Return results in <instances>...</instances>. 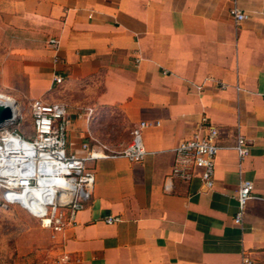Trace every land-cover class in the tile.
<instances>
[{
    "label": "crops",
    "instance_id": "1",
    "mask_svg": "<svg viewBox=\"0 0 264 264\" xmlns=\"http://www.w3.org/2000/svg\"><path fill=\"white\" fill-rule=\"evenodd\" d=\"M0 83L62 105L79 157L83 143L122 151L147 124L143 161L87 163L93 192L52 264H264V0H0ZM210 127L212 189L172 174L178 145ZM243 180L254 197L236 225Z\"/></svg>",
    "mask_w": 264,
    "mask_h": 264
},
{
    "label": "built area",
    "instance_id": "2",
    "mask_svg": "<svg viewBox=\"0 0 264 264\" xmlns=\"http://www.w3.org/2000/svg\"><path fill=\"white\" fill-rule=\"evenodd\" d=\"M231 15L237 22L247 17L236 7L231 9ZM50 42L54 46L57 44L55 40H51ZM54 80L57 84H61L63 78L60 75H56ZM31 109L35 139L26 140L19 135L14 136L31 145L42 144V149L45 153H50L53 157L59 159L62 166L61 178L71 188V190H66L70 198L65 203L57 201L49 203L47 212L43 216L47 217L46 227L58 232L66 225L71 224L75 214L84 208V203L91 197L95 183V174L93 170L88 168L87 163L96 159L117 156L124 157L133 163L143 161L146 151L140 141V130L146 127L147 124L141 123L140 129L136 130L133 134L132 143L122 151L113 152L106 146L98 144L91 146L89 143H83L82 149L86 152V156L79 157L67 152L68 144L64 121L66 117L65 108L62 105H51L42 99H38L33 102ZM218 137L219 131L216 128L210 127L204 136L181 142L175 149L176 161L173 168V176L189 181L196 173H200L204 185L208 189H212L214 187L215 160L219 150L216 143ZM25 150L28 151V148L25 147ZM237 150L241 158L248 153L242 139L239 140ZM5 187L7 193L11 187ZM22 188V186H17L12 188V190L19 191ZM253 188V182L249 180H243L240 183L237 196L238 209L234 219L236 225H241L243 222L246 207L254 197ZM121 221V217H108L106 219L108 224H116ZM243 264H251V260L245 257Z\"/></svg>",
    "mask_w": 264,
    "mask_h": 264
},
{
    "label": "rangeland",
    "instance_id": "3",
    "mask_svg": "<svg viewBox=\"0 0 264 264\" xmlns=\"http://www.w3.org/2000/svg\"><path fill=\"white\" fill-rule=\"evenodd\" d=\"M9 91L8 86L0 83V94L16 102L19 115L14 123L0 130V140L7 132L19 135L26 140H34L35 132L30 103L27 99L10 96ZM0 145H3L1 141ZM5 166L9 169L13 167L8 162ZM5 182L6 179L1 177L0 264H52L55 261L52 252L56 249L57 238L56 231L46 227L45 224L47 217L43 216L46 214L47 206L27 204L29 201L25 197L22 198L24 204L9 200ZM38 187L36 180H30L31 190ZM19 191H23V188ZM35 195L39 197L37 202L44 201V195L41 192Z\"/></svg>",
    "mask_w": 264,
    "mask_h": 264
},
{
    "label": "bare ground",
    "instance_id": "4",
    "mask_svg": "<svg viewBox=\"0 0 264 264\" xmlns=\"http://www.w3.org/2000/svg\"><path fill=\"white\" fill-rule=\"evenodd\" d=\"M0 102L11 105L16 110V116H18L17 105L14 100L0 94ZM0 141L3 144L0 145V179L1 177L6 179L5 184L11 187L8 191L9 200H17L24 204L22 198L25 197L29 201L27 204L43 207L54 201L60 203L68 201L70 195L66 190H71V188L61 178L62 166L58 158L53 157L50 153H45L42 144H28L8 132ZM25 147L28 148V151L25 150ZM7 162L13 165L11 169L5 166ZM21 164L23 167L20 166ZM30 180H36L39 187L31 190L29 187ZM17 186H22L23 191L12 190ZM37 192L44 195L43 202H37L39 199L35 195Z\"/></svg>",
    "mask_w": 264,
    "mask_h": 264
},
{
    "label": "water",
    "instance_id": "5",
    "mask_svg": "<svg viewBox=\"0 0 264 264\" xmlns=\"http://www.w3.org/2000/svg\"><path fill=\"white\" fill-rule=\"evenodd\" d=\"M15 113L16 110L11 105L0 102V130L16 121Z\"/></svg>",
    "mask_w": 264,
    "mask_h": 264
}]
</instances>
